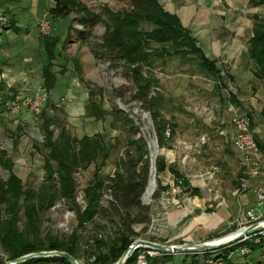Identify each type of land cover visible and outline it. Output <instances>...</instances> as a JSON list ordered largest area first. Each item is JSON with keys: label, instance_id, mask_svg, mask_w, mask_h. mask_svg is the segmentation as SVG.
Segmentation results:
<instances>
[{"label": "rangeland", "instance_id": "1", "mask_svg": "<svg viewBox=\"0 0 264 264\" xmlns=\"http://www.w3.org/2000/svg\"><path fill=\"white\" fill-rule=\"evenodd\" d=\"M75 1L95 13H100L103 6L114 12L131 9L130 0ZM215 1L220 6H226L224 0ZM158 2L164 7L168 1L158 0ZM53 6L52 0H0L2 70L0 80L8 90L13 91V94H7L6 90H0V150L8 153L13 162L12 171L24 187L36 190L43 179L42 157L46 150L37 151L34 144L38 145V142L42 141L40 114L45 110L49 116H55L59 124L74 137L80 138L84 135L92 136L99 133L107 142L117 141L106 165L100 170L103 176H111L117 160L125 152V131L120 124H112V117H106L104 121H95L86 117L85 106L88 102V91L97 93L101 90L102 92L96 95V101L108 111L115 105L134 121L140 135L147 143L148 157L152 165L145 194L144 196L142 194L140 198L141 204L150 208V223L147 231L133 238V241L138 238L149 241L156 239L166 245H182V238L190 239L187 232L199 223L191 218L190 211L193 216H199L208 210L210 212L208 216L214 217L215 212L222 207L220 186L221 179L225 178H222V171L225 170L226 165L229 166V162L226 160L227 157H224L228 147L222 136L224 125L221 122L227 112V92H231L229 87L233 89V85L222 76V84L218 85L219 88H215L214 79L199 69L196 57H190L189 60L172 57L157 61L152 73L159 82L157 90L165 98L162 115L170 123L176 125L174 138L167 142L165 148L160 149L148 112L132 101L134 88L124 68L118 66L113 69L106 58L97 56L95 45L101 42L105 31L104 25L98 22L87 35L86 40L81 41L77 33L78 30L83 29L78 20L81 13L71 12L64 19L54 20L48 13ZM240 10L243 11V9ZM257 15L264 17V11ZM248 21L252 22L251 15H247L244 20V26H246L243 29L244 38L250 36ZM42 25H47L49 31L42 33ZM143 27L150 29L148 26ZM41 35L43 39L57 37L58 40L54 48L55 60L52 63L56 84L49 92L43 89L41 78L42 68L46 64V56L39 41ZM225 35L231 34L226 33ZM74 60H78L81 64L82 73L75 70ZM3 71L7 74L6 77H2ZM3 96L6 99L1 101ZM12 101L19 102V108L16 111L10 108ZM35 102L37 103L36 109L31 106ZM237 112L248 113L243 109H238ZM252 120L253 128H255L254 117ZM13 141H16V144H13ZM158 156H163L167 164L175 165L192 182L202 180L205 184L201 186L203 194L209 197L198 200L188 198L183 193L175 197H172L170 193L165 195L170 192L174 184L168 172L156 176L154 163ZM99 161L74 175L77 186L76 202L81 207H84L82 190L92 180ZM231 164L237 165L236 161ZM242 168L246 173L249 170L243 165ZM7 175L5 171L0 170V176L3 179H6ZM157 178L162 185H169V189L162 193L158 200H153ZM151 182L153 184L149 188ZM108 199V193L105 192L101 202L104 211L95 218L92 224L79 231L78 250L83 259L89 257L94 250L92 244L94 238L109 242L116 236L115 233L120 227V221L108 207ZM176 201L185 206L182 205L179 209L178 217L182 219V223L173 226L169 210L172 202L176 203ZM260 209L263 210L262 207ZM75 228V210L64 201H58L53 208L41 216V237L49 234L66 238ZM134 228L136 232H140L141 226L134 225ZM197 229L199 228L195 226V230ZM220 230L216 233L213 231L214 234H211L210 238H205L200 242L225 237L231 231L226 224L220 227ZM182 235L184 237H181ZM254 251L250 250L248 254H240L232 260L245 259L247 261ZM183 256H174L172 261L179 257L181 259L175 262L183 264ZM0 258L2 259L1 253ZM203 259L200 258L201 261ZM188 263L189 260H186L185 264Z\"/></svg>", "mask_w": 264, "mask_h": 264}, {"label": "trees", "instance_id": "2", "mask_svg": "<svg viewBox=\"0 0 264 264\" xmlns=\"http://www.w3.org/2000/svg\"><path fill=\"white\" fill-rule=\"evenodd\" d=\"M52 1L54 6L48 13L54 20L64 19L71 12L81 13L78 20L83 29L77 31L81 41L86 40L98 22L104 25L101 42L95 45L97 56L106 58L113 69L118 66L124 68L134 88L132 101L148 112L160 149L165 148L167 142L174 138L176 125L162 115L165 98L157 90L159 82L152 73L155 63L172 57L181 60L196 57L199 69L214 79L215 88L222 84L221 70L216 61L209 60L204 55L191 32L182 26L176 15L165 11L158 0H130L131 9L122 12H114L103 6L100 13L92 12L75 0ZM248 5L259 7L264 5V0H249ZM251 21L252 36L247 41L245 58L252 64L254 78L264 81V17L253 14ZM143 26L150 29H144ZM42 36L39 41L46 56V64L42 68L41 78L43 89L49 92L56 84L52 63L55 60L54 48L58 40L57 37L43 39ZM74 64L75 70L82 73L78 60H74ZM1 73L0 61V75ZM0 90L13 94L1 80ZM101 92L98 90L97 93ZM97 93L88 91L86 117L95 121L112 117V124H120L125 131V152L117 160L111 176H103L100 170L106 165L118 142H107L99 133L74 137L59 124L55 116H49L45 110L40 114L42 141L38 142V145L34 144L37 151L46 150L42 157L43 179L36 190L24 187L12 171L13 162L8 153L0 150V170L8 174L6 179L0 176V264L24 255L49 251L64 252L76 260H82L84 264H114L132 243L133 238L147 231L150 208L143 206L140 201L150 179L151 164L147 143L134 121L123 111L115 105L110 111L103 109L96 101ZM114 97L119 98L117 95ZM5 99L3 96L1 101ZM231 99L234 101V97ZM51 110L53 111V108ZM247 115L253 128L252 116L249 113ZM261 116L264 118V109ZM255 142L259 153L264 155V142L258 137H255ZM13 144H16V141H13ZM98 160L100 161L95 167L92 180L82 190L84 207H81L76 202L77 186L74 175L78 171L86 170ZM154 164L156 176L168 172L173 177V184L180 188L181 193L189 196L199 194L198 189L192 188L188 179L175 165L167 164L163 156H158ZM156 182L153 200H158L161 194L169 189L161 184L159 178ZM105 192L109 196L108 207L117 216L120 227L115 233L116 236L109 242L94 238V250L89 257L83 259L78 250L79 231L92 224L104 211L101 202ZM58 201L68 203L75 210L76 228L66 238L49 234L41 237V216ZM134 225L141 226L140 232H136ZM243 245L250 246L251 251L260 248V245H251L249 241H245L212 253L184 255L183 264L186 260H189L188 264H200L201 257L207 258L214 254L222 258V264H234L229 255ZM137 255L138 252L134 251L125 264H135ZM172 258V255L161 254L147 259L149 264H166L171 263ZM20 264L69 263L60 257L52 256L32 258Z\"/></svg>", "mask_w": 264, "mask_h": 264}, {"label": "crops", "instance_id": "3", "mask_svg": "<svg viewBox=\"0 0 264 264\" xmlns=\"http://www.w3.org/2000/svg\"><path fill=\"white\" fill-rule=\"evenodd\" d=\"M167 1L163 7L164 10L178 17L182 26L191 32L192 37L197 41V45L204 55L209 60L216 61L217 67L221 70V77L223 76V78H226L233 85V89L229 87L231 92H227L228 107L227 112L224 114V119L221 122L224 125L222 136H224L225 142L227 143L226 146L228 147L224 153V157H227L226 160L229 162V166L226 165L225 170L222 171V178L225 177L221 179L220 186L222 191L220 194L222 207L215 212L214 217L208 216L210 213L208 210L199 216H193L192 211L189 212L191 218L199 222L195 225L199 229H197L198 231L195 230L194 226L191 231L189 230L187 232L190 239L186 240L182 238L183 244H186L196 243L205 240V238H210L209 236L214 234L213 231L216 233L220 230V227L225 224L227 225L229 220L233 219L239 210L245 211L255 208L254 191L256 188L264 186V155L261 153L257 154L261 169L259 176L250 178L242 168L237 154L232 149L231 140L234 135V130L230 123L232 112L229 110V107L235 111H238V109L247 110L256 121V126L253 128L256 136L258 138L264 136V118L261 116V111L264 109V81H259L254 78L252 64L245 58L247 41L252 36V22L248 21L247 26L250 30V36L244 38L243 35V29L246 27L244 26V20H246L247 15L259 14V12L264 11V5L249 7V0H224L226 6L218 5L215 0ZM240 9H243V11ZM226 33H230L231 35H225ZM6 76L7 74L3 71L2 77ZM5 83L8 85V82L5 81ZM232 97H234V101L231 99ZM233 161H236V166L231 164ZM244 180H247V186L243 189L241 188V184ZM188 181L192 188L198 189L199 194L197 196H189L183 193L184 195L188 198H196L198 200L209 197V195L203 194L201 186L205 184L202 180L192 182V180L188 179ZM163 186L169 187V185ZM178 203L177 201L176 203L172 202V207L169 210L171 225L173 224V226L182 223V219L178 215L180 214L179 209L184 204L180 203V205ZM261 207L263 210L260 209ZM260 208L259 211L264 215V204ZM184 215L186 216V214ZM161 220L163 221V218ZM181 237H184V235ZM153 240L161 243L160 240ZM263 253L264 250L259 248L252 252L248 259H256ZM239 255L240 253L238 251L233 252L230 260L235 264H245L247 262L245 259L232 260L233 257L235 258ZM179 257L178 259H181ZM178 259L166 264H177L175 261H178Z\"/></svg>", "mask_w": 264, "mask_h": 264}, {"label": "built area", "instance_id": "4", "mask_svg": "<svg viewBox=\"0 0 264 264\" xmlns=\"http://www.w3.org/2000/svg\"><path fill=\"white\" fill-rule=\"evenodd\" d=\"M41 31L42 33H46L49 31V27L47 25H42ZM36 105V102L34 104H31V106L35 109L37 108ZM10 108L11 110L16 111L19 108V102L12 101ZM229 110L232 112L230 123L234 130V135L231 140L232 149L237 154L240 163L243 166L249 168L247 172L248 176L250 178L257 177L260 174V168L257 158V154H259V151L255 142V137H257L256 133L251 127V122L247 113H239L235 110H232L231 107H229ZM166 135L168 136V131L166 132ZM260 139L264 142V136ZM201 141L203 142V140ZM246 186L247 180H244L241 184V188L244 189ZM169 193L172 197H175L177 194L181 193V190L179 187L174 185V187H171L170 192H167L165 195H168ZM254 194L256 201L255 208L248 209L245 211L239 210L236 216L227 224V228L231 230L228 235L238 234L251 224L264 219V215H262L259 211L260 206L264 204V186L256 188ZM136 240L143 239L138 238ZM245 241H249L251 245H260V248L264 250V229L252 236L244 237L242 240L234 242L228 246L234 245L236 243H242ZM136 251L139 254L135 264H149L147 258H153L161 255L155 251L146 249L144 247H141ZM235 251H238L241 255L248 254L250 251V246L243 245ZM232 253L233 252L230 253L229 259ZM200 264H222V258L217 257L216 254L210 255L209 257L204 258L200 262ZM246 264H264V253L256 259L247 260Z\"/></svg>", "mask_w": 264, "mask_h": 264}, {"label": "water", "instance_id": "5", "mask_svg": "<svg viewBox=\"0 0 264 264\" xmlns=\"http://www.w3.org/2000/svg\"><path fill=\"white\" fill-rule=\"evenodd\" d=\"M152 171V165H150L149 175ZM155 171V168H154ZM264 229V219L255 222L245 228L242 232L238 234H231L227 235L224 238L230 237V239L226 242H222L219 244H213L214 242L205 241V242H196V243H186L182 245H166L158 242H153L149 240H136L133 241L128 248L123 252L120 258L114 264H125V262L129 259L132 253L138 250L141 247L146 249L155 251L159 254L163 255H193V254H205V253H212L216 252L222 248L227 247L228 245L242 240L244 237L252 236ZM221 238L216 240H222ZM52 256L60 257L66 260L69 264H84L83 262L74 259L70 255L64 252L58 251H49V252H39L34 254H28L21 256L13 261H6L3 264H20L32 258H49Z\"/></svg>", "mask_w": 264, "mask_h": 264}, {"label": "bare ground", "instance_id": "6", "mask_svg": "<svg viewBox=\"0 0 264 264\" xmlns=\"http://www.w3.org/2000/svg\"><path fill=\"white\" fill-rule=\"evenodd\" d=\"M152 182L150 183V185H149V188H151V186H152ZM222 239V238H221ZM230 239V237H228V238H224V239H222V240H213L212 242H214L213 244H219V243H222V242H226V241H228Z\"/></svg>", "mask_w": 264, "mask_h": 264}]
</instances>
